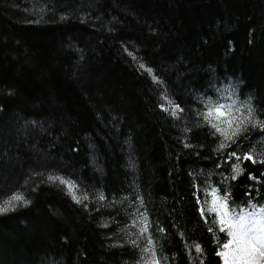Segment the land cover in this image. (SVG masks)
Masks as SVG:
<instances>
[{
  "label": "trees",
  "instance_id": "obj_1",
  "mask_svg": "<svg viewBox=\"0 0 264 264\" xmlns=\"http://www.w3.org/2000/svg\"><path fill=\"white\" fill-rule=\"evenodd\" d=\"M230 88L264 109V0H0V199L29 201L0 215V264H144L149 238L160 264H222L197 199L264 203V134L227 150L257 160L232 180L197 115Z\"/></svg>",
  "mask_w": 264,
  "mask_h": 264
},
{
  "label": "snow or ice",
  "instance_id": "obj_2",
  "mask_svg": "<svg viewBox=\"0 0 264 264\" xmlns=\"http://www.w3.org/2000/svg\"><path fill=\"white\" fill-rule=\"evenodd\" d=\"M249 42L251 43V41ZM140 67L145 68V65L141 64ZM146 70L149 73L152 72L151 68ZM153 79L157 80L155 76ZM234 97H236V93L230 88L227 96L216 99L208 97L203 111H197V115L202 116L204 124L215 129L212 135L215 136L219 133L224 137V141L219 143L217 151L225 150L228 159L235 158L237 161L231 164L232 180H236L245 171V168L240 166L241 159L250 160L252 164H256L257 160L251 154L252 148H249L248 151H240L239 154L237 150H227L231 149L233 145L239 149L240 144H238V141L242 143V138L248 139L245 134L251 130L259 129L264 134V119H260V116H264V109L257 107L259 101L252 95L245 96L243 101L238 100V98L234 99ZM164 99L169 100L167 96ZM169 103L172 104L173 108L171 114L179 118L176 110L183 112L184 109L171 100H169ZM160 107L168 111L167 108H164V105H160ZM221 124H226L227 128H222ZM200 126L202 125H197V127ZM185 131H189V129L186 128ZM189 146L185 144V147ZM259 162L264 164V160ZM216 166L220 167L221 165L217 164ZM248 179L256 180L257 177L249 173ZM48 180L52 182L59 180L60 184L68 187L72 199L77 203H82L81 198L73 191L78 187L75 181L52 175L48 176ZM222 191V187L211 186L205 189L204 192V195L210 197V199L204 200L203 203L199 198L197 199V203L201 204L199 209L201 218L207 223L205 211L209 215L214 214L215 218L212 220V224L214 226L218 225V231L224 234L223 237L217 238L220 243L216 255L221 258L222 264H264V203L255 200L251 193L245 191L244 196L246 199L238 204L231 198L228 191H223V195H221ZM98 198L100 200L105 199L102 193L99 194ZM83 199H88L87 193H84ZM28 203L29 201L21 192H13L6 198L0 199V215L14 211L20 205L26 206ZM141 203L143 202L141 201ZM84 206L87 207V205ZM141 216L144 223L147 224V218L143 217V214ZM159 231H164V229L161 228ZM207 231L213 232L214 229L208 227ZM140 232H147V227H141ZM131 243L134 247L137 246L135 240ZM148 245H152V247L141 249L144 253H150V259L145 261L144 264H160L151 238L148 239ZM194 247L196 253L204 251L199 243H196Z\"/></svg>",
  "mask_w": 264,
  "mask_h": 264
}]
</instances>
